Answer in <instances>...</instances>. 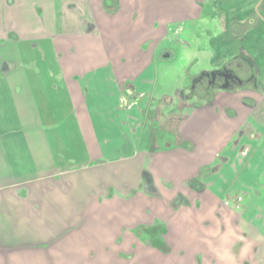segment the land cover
Instances as JSON below:
<instances>
[{"label": "crops", "instance_id": "obj_1", "mask_svg": "<svg viewBox=\"0 0 264 264\" xmlns=\"http://www.w3.org/2000/svg\"><path fill=\"white\" fill-rule=\"evenodd\" d=\"M184 1L0 0V264H123L140 236L184 232L204 264H264V86H242L243 122L212 125L213 165L175 135L186 100H152L172 58L153 39ZM205 4L189 22L218 21ZM245 53L230 63L251 72Z\"/></svg>", "mask_w": 264, "mask_h": 264}, {"label": "rangeland", "instance_id": "obj_2", "mask_svg": "<svg viewBox=\"0 0 264 264\" xmlns=\"http://www.w3.org/2000/svg\"><path fill=\"white\" fill-rule=\"evenodd\" d=\"M195 1L185 0L183 2L186 8L182 14L184 16L180 15L182 10L180 13H171L172 19L165 29L168 35L166 42L159 38L156 39L158 33L153 39L155 46L159 48L157 49L160 59L166 54H172V58L169 59L170 70L159 71V79L152 100H159L162 96L172 98L179 96L184 100V97L177 95L178 88L186 94L187 104L183 109L177 110L179 111L178 119L171 121L176 125L175 135L182 133L183 136L188 137V143L183 146V149L191 154L194 164L199 162V153L201 152V162L204 165H213L217 155L227 146V131L220 130L216 139H207V133L212 131V125L219 127L220 122L226 127L227 121L232 117H238L236 124L239 121L243 122L246 118V114L242 111L244 98L249 94L246 93L244 87H237L239 90L237 93H232L233 90L212 89L209 94L203 92L192 94V83L195 76L205 71L219 70L227 63L236 68V65L233 66L230 61L237 56L244 57L241 54L248 52L251 55L248 56L255 62L250 73L257 79L251 87L260 90L264 86V13L260 10L264 0H206V4L203 6L206 18L213 14L218 18V21H208L207 23L205 22L207 20L189 22L190 9L197 8ZM199 5L198 3L197 6L199 7ZM212 12L214 13L212 14ZM184 40L189 42L188 51L181 45ZM153 48L152 44L150 49ZM190 60H193L192 65L187 67ZM184 67H187V70ZM254 96L258 99V94ZM234 101L237 104H232ZM232 109H235V113ZM156 110L149 111L150 118L156 115ZM226 128L232 129L231 127ZM212 137H215L213 132ZM191 182L193 180L189 181V183ZM167 187L169 188V186ZM175 202H177L176 198L172 203ZM172 209L175 210L173 206ZM151 224L158 227L156 235L160 233L159 229L163 230L161 232L163 236L166 234L165 223L153 221ZM146 239V236H140L139 241L142 245L140 244L137 253H131L128 257L123 256V264L205 263V259L201 255L204 239L195 237L192 232H184V237L160 239L161 244L153 247L154 249L145 247ZM242 242L245 240L243 239ZM162 243L168 247L163 246Z\"/></svg>", "mask_w": 264, "mask_h": 264}, {"label": "flooded vegetation", "instance_id": "obj_3", "mask_svg": "<svg viewBox=\"0 0 264 264\" xmlns=\"http://www.w3.org/2000/svg\"><path fill=\"white\" fill-rule=\"evenodd\" d=\"M249 66L251 68L253 67L251 65ZM239 68L236 69L231 67V65H225L219 70L205 71L195 76L192 83V94L201 92L209 94L212 89L231 91L236 87L256 83V77L252 73L248 72V70L245 71L243 68L240 70ZM180 96L184 97V100H187L186 94L181 92V90Z\"/></svg>", "mask_w": 264, "mask_h": 264}, {"label": "water", "instance_id": "obj_4", "mask_svg": "<svg viewBox=\"0 0 264 264\" xmlns=\"http://www.w3.org/2000/svg\"><path fill=\"white\" fill-rule=\"evenodd\" d=\"M169 57H170V55H169V54H166V55H165V58H169Z\"/></svg>", "mask_w": 264, "mask_h": 264}]
</instances>
